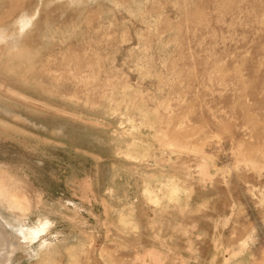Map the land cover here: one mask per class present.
<instances>
[{
  "label": "rangeland",
  "instance_id": "rangeland-1",
  "mask_svg": "<svg viewBox=\"0 0 264 264\" xmlns=\"http://www.w3.org/2000/svg\"><path fill=\"white\" fill-rule=\"evenodd\" d=\"M0 264H264V0H0Z\"/></svg>",
  "mask_w": 264,
  "mask_h": 264
},
{
  "label": "bare ground",
  "instance_id": "bare-ground-1",
  "mask_svg": "<svg viewBox=\"0 0 264 264\" xmlns=\"http://www.w3.org/2000/svg\"><path fill=\"white\" fill-rule=\"evenodd\" d=\"M2 226H3V225H2ZM9 236H10V238H11V235H9ZM21 240H22V238H21ZM12 241H13V240H12ZM12 241H11V244L13 243ZM14 241H15V242H14L12 245H13V247L15 248L16 246H18V240H17L16 238H14ZM14 248H13V249H14ZM16 248H17V247H16ZM10 249H11V248H10ZM8 254H9V253H8Z\"/></svg>",
  "mask_w": 264,
  "mask_h": 264
}]
</instances>
